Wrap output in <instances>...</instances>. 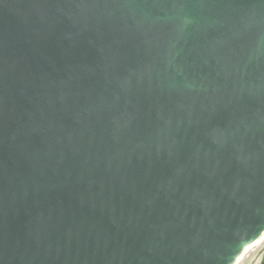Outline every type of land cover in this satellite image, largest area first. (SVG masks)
<instances>
[{"label": "water", "instance_id": "1", "mask_svg": "<svg viewBox=\"0 0 264 264\" xmlns=\"http://www.w3.org/2000/svg\"><path fill=\"white\" fill-rule=\"evenodd\" d=\"M264 235V0H0V264H235Z\"/></svg>", "mask_w": 264, "mask_h": 264}, {"label": "clouds", "instance_id": "2", "mask_svg": "<svg viewBox=\"0 0 264 264\" xmlns=\"http://www.w3.org/2000/svg\"><path fill=\"white\" fill-rule=\"evenodd\" d=\"M261 242L264 243V239H262ZM247 255L248 251L247 249H245L243 255L236 259L235 264H245V258L247 257ZM247 264H264V254H259L251 257L250 259H248Z\"/></svg>", "mask_w": 264, "mask_h": 264}, {"label": "rangeland", "instance_id": "3", "mask_svg": "<svg viewBox=\"0 0 264 264\" xmlns=\"http://www.w3.org/2000/svg\"><path fill=\"white\" fill-rule=\"evenodd\" d=\"M262 239H264V235L257 244L247 249L248 255L245 258V264H247L248 259H250L251 257L259 255V254H264V243L262 244L261 242Z\"/></svg>", "mask_w": 264, "mask_h": 264}, {"label": "bare ground", "instance_id": "4", "mask_svg": "<svg viewBox=\"0 0 264 264\" xmlns=\"http://www.w3.org/2000/svg\"><path fill=\"white\" fill-rule=\"evenodd\" d=\"M259 241H260V240H259ZM259 241H257V242H254V243H251V244L248 246V248H250L251 246H253V245L257 244ZM262 244H263V243H262ZM262 244H261V245H262ZM248 248H247V249H248Z\"/></svg>", "mask_w": 264, "mask_h": 264}]
</instances>
